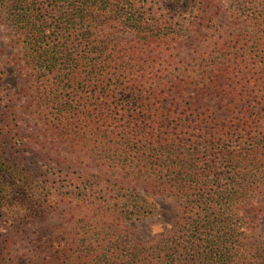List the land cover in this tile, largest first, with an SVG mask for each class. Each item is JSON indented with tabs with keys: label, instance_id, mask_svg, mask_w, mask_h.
<instances>
[{
	"label": "trees",
	"instance_id": "trees-1",
	"mask_svg": "<svg viewBox=\"0 0 264 264\" xmlns=\"http://www.w3.org/2000/svg\"><path fill=\"white\" fill-rule=\"evenodd\" d=\"M222 5L0 0V264H264V0Z\"/></svg>",
	"mask_w": 264,
	"mask_h": 264
},
{
	"label": "rangeland",
	"instance_id": "rangeland-1",
	"mask_svg": "<svg viewBox=\"0 0 264 264\" xmlns=\"http://www.w3.org/2000/svg\"><path fill=\"white\" fill-rule=\"evenodd\" d=\"M237 3L242 5H247L252 3L253 0H230L225 1L221 0L222 5V11L227 7L230 3ZM225 4V7H224ZM226 24H228L227 21H225ZM4 41L5 45L9 43V40L7 37L2 39V42ZM3 59L5 60V69L8 71V75L6 74V78L4 80V86H10L12 88H15L18 86H23L25 82L26 75L24 74V71L26 68L25 66V60L23 59V55L21 53V48L18 44L15 42H10L4 47V50L2 52ZM10 57V59L8 58ZM22 60H21V59ZM18 61V62H16ZM16 62V63H15ZM12 151H10V156L12 155ZM21 159L27 158L28 161L33 160L28 154L25 156L20 154ZM27 163V164H26ZM25 164L20 165V168L15 171L16 177H23L25 181L30 182L32 180V176L39 178L41 176V170L44 169L45 161H41V158L36 162V166H32L28 162ZM13 167V166H12ZM41 168V170L39 169ZM14 173V170L11 169ZM45 170V169H44ZM164 216H166V224H170L172 220L174 219V213L172 210L167 209V207L164 205ZM250 219H255V221L259 224L260 228L257 231V235L261 236V238H264V215L260 216L258 214L251 215ZM141 229L136 230L139 234V238H148L153 236L156 232L160 231L162 229V225H153L150 222H147L143 224ZM29 258H25L22 264H27Z\"/></svg>",
	"mask_w": 264,
	"mask_h": 264
}]
</instances>
